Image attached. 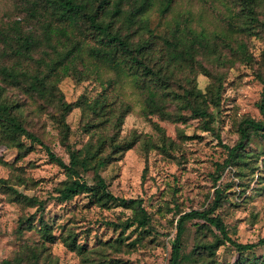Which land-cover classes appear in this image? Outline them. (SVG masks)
<instances>
[{"label": "rangeland", "instance_id": "rangeland-1", "mask_svg": "<svg viewBox=\"0 0 264 264\" xmlns=\"http://www.w3.org/2000/svg\"><path fill=\"white\" fill-rule=\"evenodd\" d=\"M80 1L93 11L100 0ZM142 1L146 9L128 20ZM246 1L253 16L244 0H171L164 10L167 0H118L119 14L108 0L99 20L134 45L148 42L146 63L159 77L136 80L135 64L112 69L91 55L97 34L82 18L57 20L46 0H0V66L26 72L15 82L0 75V100L65 162L69 149L86 157L80 173L89 182L105 159L98 171L108 189L140 198L149 218L141 224L134 206L100 204L95 192L58 199L66 170L0 117V264H167L179 214L209 206L216 187L228 234L264 236V135L251 132L216 169L241 118H261L264 0ZM18 28L37 39L29 53L17 46ZM192 108L211 113L209 129ZM185 225L181 264H264V245L239 252L203 219Z\"/></svg>", "mask_w": 264, "mask_h": 264}, {"label": "trees", "instance_id": "trees-1", "mask_svg": "<svg viewBox=\"0 0 264 264\" xmlns=\"http://www.w3.org/2000/svg\"><path fill=\"white\" fill-rule=\"evenodd\" d=\"M49 5L53 8L54 17L57 20L62 22H75L78 18H82L88 24V27L95 30L97 34L98 45L92 46L90 48V53L94 57L100 59L104 64L112 69H117L120 65L129 64L134 67V64L137 68H140L141 72L139 76H135L137 80H143L145 76L155 75L159 77V74L156 73L147 63H146V55L149 53L147 51V41L142 42L141 44H132L127 38L122 37L117 32H112L108 25L104 24L101 20H99V11L102 10L105 12L107 8H105V3L108 0H100L98 4V8L90 11L87 9V6L80 0H46ZM171 0H167L164 5V10L168 3ZM244 6L246 8L247 14L253 16L252 8L249 6L248 2L244 0ZM109 9V8H108ZM146 9V1L140 2L136 9L130 10L128 14V20H132V15L135 12H143ZM110 12L112 14H119L121 12V8L119 6L118 0H114L113 5L110 8ZM150 30V29H148ZM16 42L18 48L23 53H29L33 50L34 46L38 43L37 39L32 33L22 32L18 28L16 30ZM0 75L3 76L6 80L10 82L18 81L20 75L25 76L26 72L22 70H16L7 66H0ZM35 81L41 82L38 80L36 76ZM36 82H33V86H36ZM149 99L151 101V105H155L157 107V102L155 96L149 95ZM61 104L67 107L69 104L62 101ZM259 112L261 114V118L257 119L252 116H245L241 118L238 123L239 137L233 145L223 144L226 149L227 156L225 160L220 163L217 162L216 169L222 168L225 164L230 162L233 158L238 157L241 149L245 146V141L248 140L251 132H260L264 135V78H263V86L261 90V97L257 103ZM192 113L206 117L205 128L209 129L208 120L211 118V113L205 109L200 108H192ZM0 117L3 121L7 122L11 129L15 132H19L20 134H24L29 137L32 141H36L40 143L42 146L46 148L47 154L49 158L56 162L59 166L64 168L69 175V181L66 182L61 188L58 190V194L56 197L60 200H65L73 197L79 193H92L95 192L97 194V201L100 204H105L110 201H116L125 206H134L138 213V220L141 224H148L149 218L147 215V211L142 205L140 198L133 197H123L113 194L107 187V183L104 177L98 171V167L105 164V159L99 158L96 164H94V182H89L86 180L80 173V168H87L89 166V160L86 157H80L79 153L75 149H69V160L65 162L60 156H58L55 152H53L49 146L44 143L39 136H37L34 132L26 129L14 116L10 114V110L8 107V103L4 100H0ZM115 147H120V144L115 145ZM129 147V144H124L122 149H126ZM220 176V173L214 175V179L217 180ZM12 193L21 201H26L28 203H36L37 199L33 196H28L27 194L18 193L13 190L12 187H9ZM214 196L211 201V204L203 209L193 208L187 211H184L179 214L176 221V231L171 242L170 254L167 260V264H181L182 257V234L186 229V222L192 220L194 218L203 219L205 222L214 226L221 236L230 242L239 252L245 250H252L256 246L264 245V236L259 237L256 241L251 242H239L236 239L232 238L228 232L225 225V222L221 218L219 214L215 212L218 207L221 199H222V191L219 187L214 189ZM42 235L47 239H52V235L49 233L47 229V225L44 222L42 227ZM6 264H19L12 263L9 260H4ZM252 264H261V262H253Z\"/></svg>", "mask_w": 264, "mask_h": 264}]
</instances>
